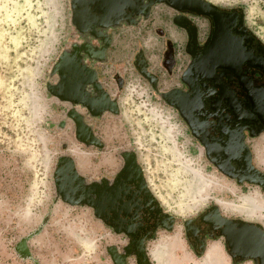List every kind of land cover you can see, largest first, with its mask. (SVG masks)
Here are the masks:
<instances>
[{
    "label": "rangeland",
    "instance_id": "obj_1",
    "mask_svg": "<svg viewBox=\"0 0 264 264\" xmlns=\"http://www.w3.org/2000/svg\"><path fill=\"white\" fill-rule=\"evenodd\" d=\"M207 1L238 7L264 41V0ZM172 13L155 3L146 18L108 28L109 39H119L100 60L87 61L97 62L98 90L113 105L93 114L49 89L59 80L58 57L82 39L71 22L70 0H0V264H137L131 239L126 243L127 233L107 219L104 187L133 168L165 222L143 240L151 264H232L221 237L207 239L200 255L185 240L182 220L207 205L264 229V193L220 173L162 96L180 85L186 59L183 36L172 37V28L179 32ZM166 41H173L172 69L161 60ZM158 45L155 74L145 54ZM77 121L92 140L77 135ZM79 187H89L85 197L97 204V215L84 199L69 203L56 190Z\"/></svg>",
    "mask_w": 264,
    "mask_h": 264
},
{
    "label": "flooded vegetation",
    "instance_id": "obj_2",
    "mask_svg": "<svg viewBox=\"0 0 264 264\" xmlns=\"http://www.w3.org/2000/svg\"><path fill=\"white\" fill-rule=\"evenodd\" d=\"M155 3L160 2L141 0L140 12L131 13L132 21L121 19L116 25L133 23L138 17L146 18ZM161 3L173 10L171 23L183 36L181 47L186 55L177 77L180 85L168 88L162 94L163 98L173 107L177 104L178 109L175 108L184 117L189 132L201 143L206 159L220 173L238 183L256 185L264 193V184L256 183H264V171L253 165L248 145L250 138L264 131V41L245 24L238 7H212L197 0H176V5L181 7L176 9L167 1ZM190 9L204 11L205 14H197ZM196 19H201V26ZM110 27L113 25L95 26V30L106 34ZM75 29L82 39L73 45L87 44L92 53L101 48L102 38ZM93 39L99 43L92 44ZM80 55L82 58L85 54L80 52ZM174 55L173 41L171 44L166 41L161 60L164 65L170 64L171 69L175 65ZM89 86L90 90H84L87 97L96 98L95 108H112L113 104L106 99L103 90ZM86 131L77 121V135L92 140ZM128 174L123 177L117 174L111 182L104 183L108 188L107 193L104 192L108 202L107 219L119 221L129 228L131 235L126 234V243L145 231L152 235L161 221L155 203L140 186L136 168ZM211 206L207 205L193 217L182 220L185 240L198 255L203 253L207 239L221 237L224 243V237L218 233L227 231L228 227L244 229L252 235L256 233L251 226L241 228L238 221L222 223ZM128 249L135 259L133 248L128 246ZM237 259L230 257V262L237 264ZM251 261L259 264L257 260Z\"/></svg>",
    "mask_w": 264,
    "mask_h": 264
},
{
    "label": "water",
    "instance_id": "obj_3",
    "mask_svg": "<svg viewBox=\"0 0 264 264\" xmlns=\"http://www.w3.org/2000/svg\"><path fill=\"white\" fill-rule=\"evenodd\" d=\"M162 1H167L170 6H173L176 9H181V7L176 5V0H148V3ZM197 1L203 3L204 5L215 7V4L207 0ZM70 7L71 22L74 24V26L79 31H88L93 36L102 38L103 44L96 53H92L87 44L72 45L71 51L66 53L62 52L58 57L56 64L58 67L57 73L59 75V80L49 89L50 92L59 99L67 100L73 103L79 102L83 104L90 113L97 114L99 110L95 109L94 107L96 98L87 97V93L85 92L84 88L86 84H90L98 89L99 84L96 81L95 72L81 63L80 52L86 54L90 59L100 60L103 57L109 38L106 34L95 30V26H114L121 19L132 21L131 13L140 12L141 0H70ZM190 10L196 12L197 14H205L204 11H197L193 9ZM74 79H76L77 82H75ZM175 107L178 109L177 104H175ZM180 115L182 116L181 113ZM182 118L184 117L182 116ZM130 162L133 163V160ZM71 175L75 177L73 171L71 172ZM256 183L262 186L264 184L263 181H257ZM56 190L60 194L61 198L69 203H77L80 202L81 199H84L85 203L93 207L94 214H98L99 211L96 209L97 204H95L94 201L93 203L91 200L86 199L85 197V191L89 190V187H87L85 191H83L81 187L78 188V191L74 190L73 192L69 190H64L63 192L58 188H56ZM72 193L74 194L72 195ZM211 208L216 212L222 223L238 221L241 224V228L245 226H251L256 230V233L252 235L249 234L247 230L233 229L232 227H228L229 229L227 231H220L218 233V235L224 237V247L227 249L226 251L230 257L233 259L248 258L252 259L253 261L257 260L259 264H264V229L262 225L258 222H250L242 219H227L219 215L216 205H212ZM110 224L112 226H116L115 229L119 228L125 233L131 235L128 227L123 225L117 227V224L113 223L111 220ZM159 224L165 226L161 221ZM154 226L155 224L152 226V228H154ZM169 227L170 225L166 228ZM149 236L150 233L145 231L140 237L136 238L135 240L131 238L130 240V244L132 245L136 255L137 264H151L149 261H146L147 257L144 253L143 244V240ZM122 262L123 261L120 259H114V264H122Z\"/></svg>",
    "mask_w": 264,
    "mask_h": 264
},
{
    "label": "crops",
    "instance_id": "obj_4",
    "mask_svg": "<svg viewBox=\"0 0 264 264\" xmlns=\"http://www.w3.org/2000/svg\"><path fill=\"white\" fill-rule=\"evenodd\" d=\"M108 30V29H107ZM107 30H106V32H107ZM179 36H181V34L179 33V32H176V30H175V28H172V37L173 38H177V37H179ZM171 37V36H170ZM109 38V37H108ZM116 38V39H115ZM115 38L113 39L112 37H110V39L108 40V43H107V45L109 46V44L111 45V44H114V42H116L117 41V39H119V38H117V36H115ZM180 38V37H179ZM92 44H98L99 42L98 41H96L95 39H93L92 40V42H91ZM158 44H159V42H158ZM163 46V45H162ZM161 46V49L159 48L160 47V45H158V47H157V51L156 52H154L153 54L151 53V52H146V54L145 55H147V56H149L150 57V59H151V61H150V63H149V67H148V70L151 72H153V73H155L156 74V72L158 71V69H159V63H158V60H157V56H158V54L160 53V50H162L163 49V47ZM164 51V50H163ZM163 51H162V53H163ZM107 52V51H106ZM157 53V54H156ZM152 54V55H151ZM82 58H83V61H86L85 63H84V65L86 66V67H88V68H90V69H92L94 72H95V74H96V77H97V75L99 74V72L96 70V64H97V62H95V61H93V62H88L87 61V59H90L86 54L85 55H82ZM154 58V61L152 60ZM98 82V81H97ZM99 84V83H98ZM119 84H120V82H119ZM100 85V84H99ZM92 86V85H91ZM171 87V86H170ZM169 87V88H170ZM87 90H90L89 88H90V86L89 85H87L86 84V87H85ZM248 145H249V148H250V151H251V154H252V163H253V165L256 167V169H258V170H260V171H264V160L263 159H261V157H262V155H263V153H264V131H262V132H260L258 135H256L255 137H252V138H250L249 139V143H248ZM237 217H239V219H242V220H245V221H250V222H253V220L254 219H246V218H244V217H242V216H237ZM254 222H256V221H254ZM261 224V223H260ZM262 227H263V225H262ZM161 229H163V227L162 226H157L156 227V229H155V231L154 232H157V231H159V230H161ZM149 239V238H148ZM147 239V240H148Z\"/></svg>",
    "mask_w": 264,
    "mask_h": 264
}]
</instances>
